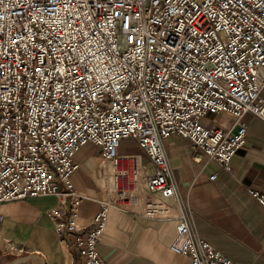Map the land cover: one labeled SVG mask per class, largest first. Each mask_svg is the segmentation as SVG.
Wrapping results in <instances>:
<instances>
[{
  "label": "built area",
  "instance_id": "1",
  "mask_svg": "<svg viewBox=\"0 0 264 264\" xmlns=\"http://www.w3.org/2000/svg\"><path fill=\"white\" fill-rule=\"evenodd\" d=\"M218 114L233 123L204 122ZM247 114L264 120V0H0V205L55 196L51 215L73 236L77 264H105L97 245L107 210L140 189L145 217H172L164 138L187 139L229 171ZM125 139L148 167L117 153ZM87 144L111 168L107 199L83 233L62 217L81 201L70 177ZM169 249L190 264H233L184 218Z\"/></svg>",
  "mask_w": 264,
  "mask_h": 264
},
{
  "label": "crops",
  "instance_id": "2",
  "mask_svg": "<svg viewBox=\"0 0 264 264\" xmlns=\"http://www.w3.org/2000/svg\"><path fill=\"white\" fill-rule=\"evenodd\" d=\"M204 122L210 124L209 118ZM240 124L246 130V143L231 159L229 171L219 169L187 139L174 134L163 139L177 198L172 217H145L138 205L132 207L134 193L126 207H110L97 245L105 264H190L188 257L169 249L180 218L232 263L264 264V205L249 192L264 194V120L247 114ZM117 153L140 155L149 166L133 140H123ZM75 161L78 168L70 180L81 201L62 220L70 217L77 231L85 233L94 228L107 199L103 182L110 162L93 144L82 147ZM213 174L217 176L211 180ZM138 191L147 196L143 189ZM57 205L55 196L0 205V264H77L73 236L66 228L59 230L51 215Z\"/></svg>",
  "mask_w": 264,
  "mask_h": 264
},
{
  "label": "rangeland",
  "instance_id": "3",
  "mask_svg": "<svg viewBox=\"0 0 264 264\" xmlns=\"http://www.w3.org/2000/svg\"><path fill=\"white\" fill-rule=\"evenodd\" d=\"M211 119V120H210ZM214 121L216 122V125L220 126V127H227L228 125H231L233 123L231 117H229V119L227 120V118L225 119L221 114L218 115H214L212 117H209V125H211L212 123H214ZM214 125V124H213ZM109 168H111V163ZM108 168V169H109ZM109 176V173H108ZM145 195L141 192V191H137L134 193L133 195V206L135 207L136 205L139 206V209L142 211V205L144 206L145 203ZM53 209V208H52ZM51 209V210H52ZM51 212V211H50ZM70 212V211H69ZM67 212V214L69 213ZM96 218V217H95ZM94 225H95V219H94ZM101 237V236H100ZM100 240V239H99ZM99 243V242H98ZM98 250V249H97ZM100 255V254H99ZM102 258V257H101ZM103 259V258H102ZM234 264V263H233Z\"/></svg>",
  "mask_w": 264,
  "mask_h": 264
}]
</instances>
